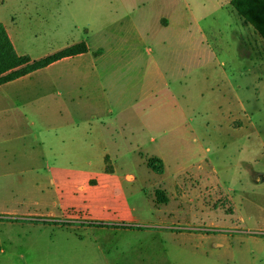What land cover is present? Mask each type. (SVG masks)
<instances>
[{"label": "rangeland", "instance_id": "1", "mask_svg": "<svg viewBox=\"0 0 264 264\" xmlns=\"http://www.w3.org/2000/svg\"><path fill=\"white\" fill-rule=\"evenodd\" d=\"M219 1L226 0H46L32 10L9 11V15L16 13L23 51L34 59L64 50L88 37H93V45H104L106 54L98 64L99 75L80 70L84 76L74 77L66 73V68H56L53 77L61 80L59 86H71L67 77L77 83L74 86H85L82 82L113 86L108 93L115 105L130 99L131 106H115L112 118L129 121L139 128L145 118L152 117L153 134L159 137L154 150L165 149L178 156V148L168 147L160 138L168 132V126L172 132L177 123L167 125L163 119L168 115L177 118L184 109L199 132L215 133L219 131L217 121L226 117L233 101L232 93L225 87L228 85L222 75L224 65L221 70L214 69L216 58L211 56V41L194 30L201 27L210 37L209 30L221 28L225 34L223 50L228 54L234 48L232 20L226 10L217 8ZM169 8L180 9L181 19L192 28L190 33L182 27L166 33L156 27L157 17ZM5 14L0 13V17L10 20ZM137 30L146 32L145 41H140ZM102 31L106 32V39L102 38ZM226 53L221 55L220 62L227 61ZM243 80L244 84L246 79ZM165 83H170L172 103ZM216 86H222L223 92ZM254 87L250 86L249 95H254ZM217 103L222 104V110ZM261 119L264 120V112ZM208 122L211 126H207ZM254 123L263 130L260 139L257 136L251 139L259 160L256 170L263 171L264 122L261 124L256 117ZM225 139L218 141L230 140ZM188 151L189 147L181 154ZM246 153L235 152V161L247 160ZM240 166L244 174H249L247 165L240 163ZM138 170L139 185L152 186L154 180L139 167ZM217 172L222 179L224 172L219 166ZM8 176L6 180L0 178V264H264V183L254 184L249 176L242 183L236 181L209 193L202 190V194H196L199 201L196 210L205 204L211 209L210 217L183 215L185 219L180 218L182 222L173 225L158 221L162 211L151 204L150 190L147 197L134 195L131 203L142 223L133 226L136 232L87 224L74 213L70 221L43 218L36 214L41 194L34 185L35 172H9ZM186 179V191L190 193L195 185ZM17 185L22 186L20 190ZM229 188L237 192L233 207L240 221L230 216L232 207L225 196V189ZM179 233L187 234L183 244L175 240ZM202 235L215 237L219 246L202 239Z\"/></svg>", "mask_w": 264, "mask_h": 264}, {"label": "crops", "instance_id": "2", "mask_svg": "<svg viewBox=\"0 0 264 264\" xmlns=\"http://www.w3.org/2000/svg\"><path fill=\"white\" fill-rule=\"evenodd\" d=\"M45 1L0 0V13L5 11V16L10 17V20L0 17V24L5 26L21 56L26 55L23 51L24 41L19 35L20 30L14 17L16 13L9 15V11L32 10ZM231 1L217 2V8L220 11L226 10L232 20L230 32L235 45L232 50H228V54L221 46L225 37L221 28L215 27L214 32L209 30L210 37L203 28H194L200 37L211 41V56L216 58L214 69L219 70L224 65L226 70L222 75L228 85L225 87L233 95L226 117L222 116L217 121L219 131L199 132L193 126L194 119L188 117L183 109L177 118L168 115L163 119L162 122L167 125H177L172 132L168 126V132L160 137L169 144L168 147L178 148V156L165 149L155 151L153 145L159 137L153 134L152 117L145 118L139 128H134L129 121L119 122L112 118L115 106H131L130 99L115 105L108 93L113 86H105L100 82L91 85L82 82L85 86H74L77 83L67 76V82L71 86H59L61 80L58 81L52 75L56 68H66V73H72L74 77L84 76L87 71L99 75L98 64L105 56L106 49L104 45H93V37H88L81 42H86L89 52L65 58L47 68L0 85V120L3 124L0 128V178L6 180L9 172H35L34 185L41 194L40 201L36 203V214L43 218L70 221V215L74 213L87 224H104L115 226L116 230L135 232V229L119 227L142 224L137 219L131 198L140 194L147 197L148 190L151 191V204L162 211L158 221L164 224L171 222L173 225L182 222L180 218H184L183 215L186 218L188 214L194 213L198 219L202 215L210 217L211 209L205 204L200 210H196L195 204L199 203L196 194L200 195L203 191L209 193L236 181L242 183L248 176L254 184H263L264 170H256L255 165L259 160L251 139L263 136V130L254 123V118L259 117L261 124L264 122L261 119L264 112V42L237 14ZM131 23L137 26L135 22ZM155 25L165 33L179 27L188 33L192 30L181 19L180 9L177 8H169L160 14ZM137 32L141 37L140 41H145L148 36L146 32ZM101 36L106 39V32L102 31ZM224 53L227 54L225 63L219 61ZM80 70L84 73L80 74ZM244 78L245 85L242 83ZM248 78H251V83ZM249 85L255 86L254 95H249ZM165 86L169 91V103H172L174 95H171L170 83H165ZM221 87L216 86V89L223 92ZM153 102L151 100L150 104ZM221 105H218L220 110ZM207 126H211V123L208 122ZM221 138L230 140L218 141ZM235 146L237 147L232 148ZM187 147L190 151L181 154ZM229 147L232 148L231 153ZM235 152H247V160L235 161ZM216 154L221 155L213 159L212 156ZM151 157L163 160V175L155 174L147 167V159ZM240 163L247 165L245 167L249 174H244ZM218 166L224 172L223 181L217 172ZM138 167L154 180L149 188L147 183L139 185ZM186 178L196 187L190 193L186 191ZM19 186L16 189L20 190L22 186ZM157 190L165 192L169 199L167 204L157 203ZM225 196L232 207L230 216L236 219L233 206L237 192L232 188L225 189ZM115 218L122 219L117 221ZM230 224L234 225L232 222ZM174 237L179 244H183L187 234L179 233ZM201 238L212 240V245L219 246L215 237L202 235Z\"/></svg>", "mask_w": 264, "mask_h": 264}, {"label": "trees", "instance_id": "3", "mask_svg": "<svg viewBox=\"0 0 264 264\" xmlns=\"http://www.w3.org/2000/svg\"><path fill=\"white\" fill-rule=\"evenodd\" d=\"M231 6L261 36L264 42V0H232ZM87 52H89V48L86 42H81L52 55L33 60L27 55L21 56L17 53L5 26L0 24V85L47 68L65 58L75 57ZM147 167L155 174L163 175L165 173L164 162L157 157L148 158ZM155 196L158 204L169 202L167 195L161 190H157ZM93 225L106 227L104 224ZM132 228L133 226H127L126 229Z\"/></svg>", "mask_w": 264, "mask_h": 264}]
</instances>
